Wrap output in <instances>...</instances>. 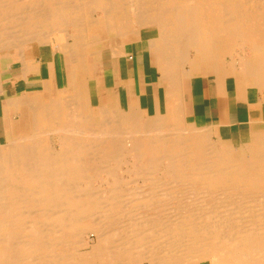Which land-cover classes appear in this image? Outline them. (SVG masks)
<instances>
[{
    "label": "bare ground",
    "instance_id": "6f19581e",
    "mask_svg": "<svg viewBox=\"0 0 264 264\" xmlns=\"http://www.w3.org/2000/svg\"><path fill=\"white\" fill-rule=\"evenodd\" d=\"M92 28L124 40L156 30L169 100L196 73L264 99V0H0V94L1 61L26 81L66 48L58 34L83 73L32 109L27 139L0 149V264H264V132L236 146L215 126L189 128L178 101L167 115L97 108L83 54L99 59ZM239 52L250 56L237 63ZM125 166L142 191L122 193Z\"/></svg>",
    "mask_w": 264,
    "mask_h": 264
},
{
    "label": "crops",
    "instance_id": "0c3cea01",
    "mask_svg": "<svg viewBox=\"0 0 264 264\" xmlns=\"http://www.w3.org/2000/svg\"><path fill=\"white\" fill-rule=\"evenodd\" d=\"M157 36V31L152 29L142 30L139 41L134 38L124 40L105 33L100 39L98 60L93 49L85 47V80L92 84L91 100L97 108L115 110V103L120 100L125 110L135 108L138 103L139 108L151 116L157 113L167 115L171 110L169 105L178 101L175 102L178 104L176 107L184 110L181 113L185 119L200 126H215L218 132L227 137L233 134L242 137L249 130L264 124V99L261 94L251 89L242 92L231 77L219 80L211 75L184 77L181 88H173L178 98L173 95L172 100H169L168 93L172 85L170 88L162 82L163 74L157 67V51L150 48V41ZM71 44V41L69 44L59 43V46L66 48L47 55L45 61L38 59L30 64L26 81L20 79L23 75L19 63L9 59L1 61L4 90L0 94V149L31 135V113L34 107L56 100L74 81H80L83 73L79 72L72 52L67 49ZM240 96L245 97L243 99ZM12 99L18 101L10 102Z\"/></svg>",
    "mask_w": 264,
    "mask_h": 264
},
{
    "label": "rangeland",
    "instance_id": "374dc122",
    "mask_svg": "<svg viewBox=\"0 0 264 264\" xmlns=\"http://www.w3.org/2000/svg\"><path fill=\"white\" fill-rule=\"evenodd\" d=\"M89 37H93V36H95V37H103L104 35H105V33H104V31H102V30H100L99 28L98 29H95V28H92V29H90L89 30ZM95 34V35H94ZM93 35V36H92ZM67 36H65V35H63V34H58V35H55V42H57L58 44L59 43H64V42H66L67 40ZM135 40H137V39H139L138 37H135L134 38ZM68 42V41H67ZM245 54L247 55V57H249L250 55H249V53L248 52H239L237 55H235L234 56V58H235V61L237 62H239V60L241 59V58H246V56H245ZM237 56H238V58H237ZM230 61H232L230 58H228V59H226V63H229ZM237 62V63H238ZM198 75H200V74H193V77H195V76H198ZM202 76V75H201ZM94 112H97L96 110L94 111ZM184 120H185V122L187 123V126L190 128V127H202V126H200V125H198V124H196V123H193L192 121H190V120H188V119H185V117H184ZM259 128H261V129H259ZM259 128H257V133H259V134H263V133H261V132H264L263 130H264V124L263 125H261V127H259ZM246 132H248V130L246 131ZM244 134H246V133H244ZM243 134V135H244ZM231 136V138H233V140H234V143H235V145L236 146H238L239 145V143H240V139H241V137H238V136H236V135H230ZM54 142V141H53ZM125 169L127 170V168H126V166L125 167H123V168H121V170H123V171H119L118 172V174H117V177L119 178V177H122V179L121 178H119V179H121L122 180V182H125V184H123V185H125V186H123L121 189H123V192L122 193H124V188L125 189H133L132 191L131 190H126V192L125 193H128V191L129 192H134V193H138V192H140V191H142L140 188H142V187H145L144 186V183L142 182V180H140L139 178H137V177H133L134 179L136 178V180H138V183H137V181L135 182V184H134V179L133 178H131V176H129L128 175V173H126V171H125ZM124 171H125V173H124ZM121 173V174H120ZM123 173V174H122ZM120 174V175H119ZM124 177V178H123ZM130 181H133V182H130ZM128 182H129V184H128ZM128 184V185H127ZM104 186V187H103ZM107 186L108 185H105V184H101V185H98V187H97V189L99 188H101V191H99V193L101 192L102 194L103 193H105L106 191L108 192V190H107ZM136 186V187H135ZM106 187V188H105ZM137 187H139V188H137ZM96 188V187H95ZM103 188H104V190H103ZM97 189H95V191L94 192H96V190ZM106 189V190H105ZM136 189H138V190H136ZM143 189V188H142ZM105 191V192H104ZM98 192V191H97ZM168 213V212H167ZM167 213H166V215H167ZM93 239H95V238H92V240ZM91 245H93V244H95V243H90Z\"/></svg>",
    "mask_w": 264,
    "mask_h": 264
}]
</instances>
